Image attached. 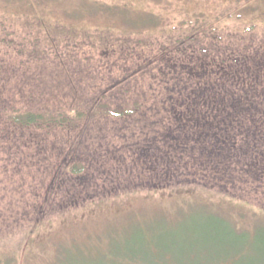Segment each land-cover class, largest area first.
Segmentation results:
<instances>
[{
  "label": "rangeland",
  "instance_id": "374dc122",
  "mask_svg": "<svg viewBox=\"0 0 264 264\" xmlns=\"http://www.w3.org/2000/svg\"><path fill=\"white\" fill-rule=\"evenodd\" d=\"M191 30L244 41L223 39L264 81V0H0V264H124L144 248L201 263L231 226L245 254L264 249V133L243 134L260 122L230 121L235 149H257L250 174L231 172L223 152L208 162L216 137L189 125L196 93L190 114L174 108L172 88L194 84L185 68L211 66L200 44L174 51ZM17 109L45 116L16 126Z\"/></svg>",
  "mask_w": 264,
  "mask_h": 264
},
{
  "label": "trees",
  "instance_id": "16d2710c",
  "mask_svg": "<svg viewBox=\"0 0 264 264\" xmlns=\"http://www.w3.org/2000/svg\"><path fill=\"white\" fill-rule=\"evenodd\" d=\"M190 33L195 36L188 35L185 38H179L178 41L176 40V42L175 40L172 41L173 37L171 38V44L174 42V51H180L183 55V58L185 56L195 57V50H192L191 54H189L187 52V47L193 46L194 44L198 47L200 44V56L207 58L211 62V66L198 68L197 70H194V68H185L190 69L188 71L189 74H192L190 76L192 80L190 81H194V84H190L188 86L187 84L183 83L181 85L179 83H175L176 85L172 89L178 92L180 87L183 91L179 93L180 98L177 100V102H175L176 107H173L178 109L180 115L183 112L189 113V107L185 105L186 100L184 99V95L196 93L198 102L195 103V108L199 110H196L199 116L194 117L196 119L193 120L189 119V125L194 129L205 130V136L216 137L214 146L212 145L213 149L211 148L209 151V153L213 156L210 154L208 155V162L218 158L217 162L220 163L221 160H219V156H221V152H223V161L230 165L231 172L235 168H241V173L244 172L250 174V168L254 166L256 161L254 160L252 162H246L248 164L246 166L241 165V162L242 159L244 160V157L249 154L256 155L257 149L255 145H249L246 149H239L240 151L235 149L234 135L232 136L230 132V126H233V124H231L230 121L236 122V124H238L240 127H242L245 118L248 120L250 119L251 121L255 122V124L260 122L261 127L256 124L258 129H256V126L255 128L249 126L246 129V132L244 131L243 133L245 136H247L248 133L252 135L253 140L254 135H257L258 133H264V85L262 83L264 81H262L261 77H259L261 76L259 69L255 67L254 72L253 69L249 67V65H246V62L250 61V58H252V54L247 58L245 54L243 56L241 52H235V50H233L230 46H224V40H230V42H233L234 44L238 43V45L242 46L244 41L242 44H240L239 38L235 37L229 39L228 37L225 38V36H216L217 32L215 33L213 31L196 32L195 30H191ZM170 54H172V51L168 54L165 53V56H168L169 58ZM197 54L199 55V50ZM177 55L179 58L176 59L174 63H178L182 58L180 53ZM1 66L2 65H0V67ZM167 68L172 70L174 73L175 76L172 75L173 78H179V71L176 70L178 69L177 66ZM141 69L145 68L142 67ZM128 78L129 77L126 79ZM248 78H250V80H248ZM227 82H229V84H227ZM115 85L121 86L120 82H116L114 85H111L109 88H107V90H104L102 96H106L107 93L112 94L114 89H116L114 87ZM1 90L2 91H0V95H5L6 90ZM102 113L108 114L110 116H123L125 114H129L130 112L123 109H121V112L112 111L105 107ZM44 116L45 115L37 112H22L17 109L15 113L8 116L9 119L7 120L11 121L16 126L35 125L39 124L44 119ZM73 116L74 115L72 114L71 117ZM260 128H262V132H259ZM221 130L226 131V136L224 133L219 132ZM204 141L208 143L206 137H204V140L202 141L205 144ZM253 142L256 144L257 140ZM201 150L204 153L206 151V146H202ZM227 152H229V154ZM231 163H233L234 166H232ZM75 167L76 168L73 170L74 175H79L85 170L83 166L78 164H76ZM205 169L206 167H202L200 170L194 171L193 173L201 171L204 172ZM214 169V172L217 174L221 172V169H218L216 166ZM223 170L225 174L228 171L226 167H224ZM260 170L261 171L259 172H262V169ZM205 175L206 174L203 173L202 177L198 179L199 184L205 182L206 179L215 178L206 177ZM198 181L196 180L195 182ZM222 230V235H224V238L219 239L222 241V245L217 246L214 251L213 249L209 250L208 256L206 257V262H182L180 260L182 254H177V251L172 250L171 253L156 255V253L151 251V249L145 250L144 248L139 253L132 252L130 255H128L124 264H264V249L262 250L261 248L254 245L255 247L252 250L253 252L248 251V253L245 254L244 251H246L248 239L245 237L246 234L244 231L237 230L232 226L228 229L223 228ZM260 240L264 245V239ZM255 251H260V253L263 254V259L254 257ZM246 255L249 256L246 257Z\"/></svg>",
  "mask_w": 264,
  "mask_h": 264
}]
</instances>
